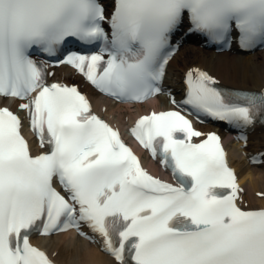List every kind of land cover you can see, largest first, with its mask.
Masks as SVG:
<instances>
[{
    "label": "snow or ice",
    "instance_id": "6c2138e0",
    "mask_svg": "<svg viewBox=\"0 0 264 264\" xmlns=\"http://www.w3.org/2000/svg\"><path fill=\"white\" fill-rule=\"evenodd\" d=\"M189 36L262 49L264 0H0V264H63L40 241L73 230L109 264H264V205L247 199L221 134L196 124L225 122L247 147L264 87L190 66L177 98L164 82ZM56 66L120 104L168 95L173 107L130 133L172 179L146 168ZM250 160L264 165V152Z\"/></svg>",
    "mask_w": 264,
    "mask_h": 264
},
{
    "label": "bare ground",
    "instance_id": "6f19581e",
    "mask_svg": "<svg viewBox=\"0 0 264 264\" xmlns=\"http://www.w3.org/2000/svg\"><path fill=\"white\" fill-rule=\"evenodd\" d=\"M201 66L212 70L220 76L225 85L232 87L260 90L264 87V51L255 54H237L235 52L216 53L199 48L196 45H186L181 48L174 58L171 69L178 82L183 76L187 67ZM65 73V75L63 74ZM56 79L71 83L72 80L82 82L79 76L70 70L56 73ZM178 86L174 84L173 93L177 92ZM89 91L96 96L95 108L103 115L109 117L120 127L124 128L128 121L137 113L138 115L150 113L152 110L169 109L168 102L162 98L144 106H137L135 109L130 106H118L111 101L98 97L89 88ZM204 131H218L217 127L207 126ZM252 145L264 146V129L258 130L256 140ZM233 149L232 162L239 176V183L246 190L247 199L253 205H264V197L259 194L264 192V167L252 166L248 163L250 147H237L230 145ZM148 167L156 174L160 168L156 164H148ZM41 245L60 252V259L63 264H81L85 258L88 264H109V257L89 241L74 233H67L59 236L55 241L41 240Z\"/></svg>",
    "mask_w": 264,
    "mask_h": 264
}]
</instances>
